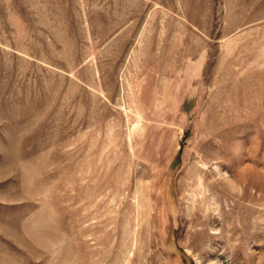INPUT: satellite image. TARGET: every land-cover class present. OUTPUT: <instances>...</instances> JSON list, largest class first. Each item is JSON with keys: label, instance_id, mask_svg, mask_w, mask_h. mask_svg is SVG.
I'll use <instances>...</instances> for the list:
<instances>
[{"label": "rangeland", "instance_id": "obj_1", "mask_svg": "<svg viewBox=\"0 0 264 264\" xmlns=\"http://www.w3.org/2000/svg\"><path fill=\"white\" fill-rule=\"evenodd\" d=\"M0 264H264V0H0Z\"/></svg>", "mask_w": 264, "mask_h": 264}]
</instances>
